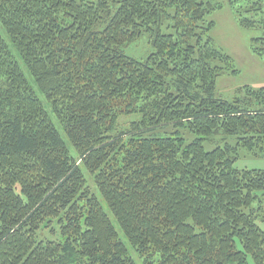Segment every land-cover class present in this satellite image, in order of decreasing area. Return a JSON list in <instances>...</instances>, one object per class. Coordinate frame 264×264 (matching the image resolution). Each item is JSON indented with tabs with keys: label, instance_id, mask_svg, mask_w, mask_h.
Segmentation results:
<instances>
[{
	"label": "trees",
	"instance_id": "obj_1",
	"mask_svg": "<svg viewBox=\"0 0 264 264\" xmlns=\"http://www.w3.org/2000/svg\"><path fill=\"white\" fill-rule=\"evenodd\" d=\"M218 6L0 0V264H137L82 166L144 264H264V170L235 166L264 156V87L218 95ZM258 11L235 9L246 27ZM252 47L264 58V35Z\"/></svg>",
	"mask_w": 264,
	"mask_h": 264
},
{
	"label": "rangeland",
	"instance_id": "obj_2",
	"mask_svg": "<svg viewBox=\"0 0 264 264\" xmlns=\"http://www.w3.org/2000/svg\"><path fill=\"white\" fill-rule=\"evenodd\" d=\"M255 1L259 5H262L264 2V0H218L219 9L213 11L209 16V19L215 22V26L211 31V36L215 46L226 53L230 58V66L225 69V72L216 81L217 93L220 97L225 99H233L239 89H243L247 86L253 89H260L264 87V58L255 53L252 47L253 39L264 35V11H258L257 13H246V15L253 16V19L258 22L257 25L253 27H246L242 25L239 21L237 13L235 12L237 7L243 10V8H245L250 2ZM2 31L6 39H9L5 30L3 29ZM125 50L129 56L138 59H145L149 53L153 51L147 35L132 43ZM13 51L18 60L22 63V68L25 71L28 80L32 84H35L33 77L31 76L28 69L24 66L18 53L15 50ZM224 65H226V63H224L223 66ZM38 95L43 100L47 110H49L51 113L53 119L55 120L56 126L67 142L72 154L78 156L77 151L75 150L72 143L68 140L65 131L59 124L56 115L52 112L50 106L47 104L43 94L38 91ZM138 118L139 116L137 115H129L122 117L120 121L124 127H128L131 121L137 120ZM169 131H178V134L184 137L187 142H190L195 137H197L196 134L189 131L188 128L182 126L172 127ZM207 147L209 150L211 149L209 145ZM235 166L239 169L264 170V156H256L252 153H248L245 150H241L240 158L235 163ZM82 167L87 180V185L92 190V192L99 197L116 229L127 243L131 256L135 259L137 264H144L143 259L129 244L118 222L111 213L107 203L101 196L96 186L94 176L91 175L84 166ZM46 232L48 236L56 237L50 234L48 230ZM248 259L249 264H256L252 256H249Z\"/></svg>",
	"mask_w": 264,
	"mask_h": 264
}]
</instances>
